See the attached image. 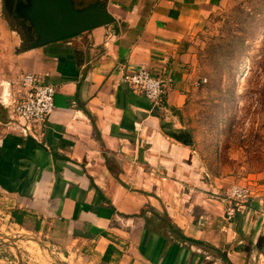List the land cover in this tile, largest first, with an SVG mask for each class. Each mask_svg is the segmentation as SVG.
Returning a JSON list of instances; mask_svg holds the SVG:
<instances>
[{
	"label": "crops",
	"instance_id": "1",
	"mask_svg": "<svg viewBox=\"0 0 264 264\" xmlns=\"http://www.w3.org/2000/svg\"><path fill=\"white\" fill-rule=\"evenodd\" d=\"M88 1L103 2L114 21L33 49L28 37L16 48L20 38L0 14V98L12 95L20 74L55 90L54 111L36 139L7 129L0 105V210L12 226L82 264H194L200 248L177 243L164 219L213 247L220 231L185 218L171 202L200 176L188 170V145L165 131L195 84L192 39L223 0ZM141 68L162 81L157 108L120 81ZM139 179L148 186H137ZM252 197L237 211L234 232L249 227L264 243V202L256 212ZM14 247L0 243V264H18Z\"/></svg>",
	"mask_w": 264,
	"mask_h": 264
},
{
	"label": "rangeland",
	"instance_id": "2",
	"mask_svg": "<svg viewBox=\"0 0 264 264\" xmlns=\"http://www.w3.org/2000/svg\"><path fill=\"white\" fill-rule=\"evenodd\" d=\"M5 2L4 10L14 17L2 7L0 14L20 38L16 48L21 50L28 44L22 43L20 29L25 22L16 21L19 18L11 0ZM79 2L77 7L91 1ZM190 46L195 84L179 118L171 119L175 127L170 123L165 133L188 145L193 157L188 170L200 177L186 183L187 187L173 185L180 193L170 197L185 218L197 219L220 233L216 247L198 241L204 245L198 246L189 260L194 264H224L220 259L224 256L229 264H264V243L258 232L245 226L239 234L234 232L232 218L237 212L227 219L226 210L233 203L223 198L230 185H238L254 195L257 208L252 210L258 212V204L264 202V0H223ZM139 181L137 186L141 182L148 186L146 179ZM0 242L13 244L24 264H56L57 260L82 264L59 255L43 237L12 226L4 210H0ZM14 249L5 251L15 261Z\"/></svg>",
	"mask_w": 264,
	"mask_h": 264
},
{
	"label": "built area",
	"instance_id": "3",
	"mask_svg": "<svg viewBox=\"0 0 264 264\" xmlns=\"http://www.w3.org/2000/svg\"><path fill=\"white\" fill-rule=\"evenodd\" d=\"M120 81L141 94L157 108L162 100V81L154 77L147 69L121 75ZM13 85L12 95L0 98L7 113L8 120L5 127L22 137L36 139L38 130L54 111V87L45 84L35 74H20ZM167 110H163L164 118ZM223 198L233 203V207L226 210V217L230 219L242 204L249 198V190L244 186L230 185L223 194Z\"/></svg>",
	"mask_w": 264,
	"mask_h": 264
},
{
	"label": "water",
	"instance_id": "4",
	"mask_svg": "<svg viewBox=\"0 0 264 264\" xmlns=\"http://www.w3.org/2000/svg\"><path fill=\"white\" fill-rule=\"evenodd\" d=\"M14 13L28 24V49L62 41L114 21L100 1L77 7L74 0H19ZM16 257L18 264H22L17 253Z\"/></svg>",
	"mask_w": 264,
	"mask_h": 264
},
{
	"label": "trees",
	"instance_id": "5",
	"mask_svg": "<svg viewBox=\"0 0 264 264\" xmlns=\"http://www.w3.org/2000/svg\"><path fill=\"white\" fill-rule=\"evenodd\" d=\"M79 5V4H81L79 1L78 2H75V5ZM180 142H182L181 140H180ZM183 143H185V142H183ZM263 212H264V207H263ZM241 212L240 213H236L234 216H233V218H232V220H235L236 222H240V220L242 219V218H240L241 216ZM165 220V225L163 226L164 227V229L166 230V232L175 240V241H177V243L179 242V243H185V244H187L188 246H190V245H192V246H196V247H198V246H203L204 244L202 243V242H198V241H196V240H192V239H190V238H187V237H185V236H183L182 234H181V232L177 229V228H175L174 226H172L171 224H169L168 223V221L166 220V218L164 219ZM236 232H239L240 233V229H237L236 230ZM199 248V247H198ZM109 250V246L106 248V250H105V253H104V256H103V259L105 260V259H107V258H105V255L107 254V251ZM220 259L224 262V264H229V262L226 260V258L224 257V256H221L220 257Z\"/></svg>",
	"mask_w": 264,
	"mask_h": 264
},
{
	"label": "flooded vegetation",
	"instance_id": "6",
	"mask_svg": "<svg viewBox=\"0 0 264 264\" xmlns=\"http://www.w3.org/2000/svg\"><path fill=\"white\" fill-rule=\"evenodd\" d=\"M5 1H6V0H4V2L1 1V4H2L1 6H2L3 10L5 9L4 6L6 5V2H5ZM17 1H19V0H11L10 3H12V5H13V9L15 8ZM13 9H12V11H13ZM4 12H5L6 14H8L11 18L14 17V14H13V13H8V12H6V10H4ZM16 21L22 22V21L19 20V19H17ZM20 26H21V25H20ZM20 29H21L22 32H23V36H24V38H27L26 34H27V35L29 34V31H28V24H27V22H25L24 25H22ZM24 32H25V33H24Z\"/></svg>",
	"mask_w": 264,
	"mask_h": 264
}]
</instances>
